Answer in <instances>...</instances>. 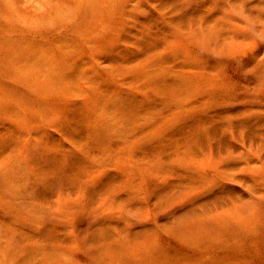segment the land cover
Masks as SVG:
<instances>
[{
    "label": "rangeland",
    "instance_id": "obj_1",
    "mask_svg": "<svg viewBox=\"0 0 264 264\" xmlns=\"http://www.w3.org/2000/svg\"><path fill=\"white\" fill-rule=\"evenodd\" d=\"M263 28L264 0H0V264H264Z\"/></svg>",
    "mask_w": 264,
    "mask_h": 264
},
{
    "label": "bare ground",
    "instance_id": "obj_2",
    "mask_svg": "<svg viewBox=\"0 0 264 264\" xmlns=\"http://www.w3.org/2000/svg\"><path fill=\"white\" fill-rule=\"evenodd\" d=\"M261 33H263V34H261L260 36L262 37V38H264V28L262 29V32ZM260 36L259 37H256V38H260ZM35 89H40L39 87H36ZM47 92H49V90H47ZM46 92V93H47Z\"/></svg>",
    "mask_w": 264,
    "mask_h": 264
}]
</instances>
